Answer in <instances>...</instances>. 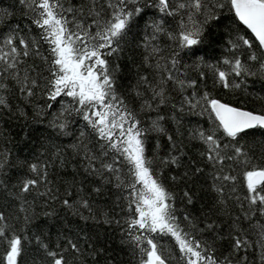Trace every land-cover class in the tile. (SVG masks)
<instances>
[{"label":"snow or ice","instance_id":"1","mask_svg":"<svg viewBox=\"0 0 264 264\" xmlns=\"http://www.w3.org/2000/svg\"><path fill=\"white\" fill-rule=\"evenodd\" d=\"M0 264H264V0H0Z\"/></svg>","mask_w":264,"mask_h":264}]
</instances>
